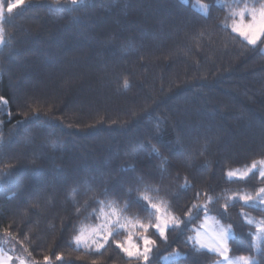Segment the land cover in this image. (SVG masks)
Masks as SVG:
<instances>
[{
  "label": "trees",
  "instance_id": "1",
  "mask_svg": "<svg viewBox=\"0 0 264 264\" xmlns=\"http://www.w3.org/2000/svg\"><path fill=\"white\" fill-rule=\"evenodd\" d=\"M3 2L0 172L11 174L0 177V248L26 264H136L114 244L77 247L74 237L109 203L154 222L136 199L147 186L178 215L207 193V212L232 225L230 256L264 264V238L256 248L241 216L264 220L259 202L221 211L225 197L260 186L224 173L264 159V36L251 45L232 32L237 0H26L10 15ZM186 180L195 188L181 189ZM194 212L170 245L158 241L153 264L219 258L193 251L187 237L205 213ZM129 230L138 242V227L113 239L127 243Z\"/></svg>",
  "mask_w": 264,
  "mask_h": 264
},
{
  "label": "snow or ice",
  "instance_id": "2",
  "mask_svg": "<svg viewBox=\"0 0 264 264\" xmlns=\"http://www.w3.org/2000/svg\"><path fill=\"white\" fill-rule=\"evenodd\" d=\"M71 2L77 3L78 0H71ZM224 2L225 0H216V3L223 4ZM25 3L26 0H7V13L9 15L12 14L14 10H16L18 7L24 6ZM206 7L208 8L210 14L212 5H207ZM228 7L230 9L231 17L234 20L235 17L238 16L241 21L245 22V17L250 16L251 19L247 23H251L260 15L262 11H264V3H260L258 7L250 6L247 0H245L242 6L237 0L234 5L229 4ZM5 19L6 17L3 0H0V24H2ZM231 30L232 32L238 33L240 36H242L232 25ZM262 36H264V32L261 33V37ZM242 37L248 41L247 36ZM261 37L259 40H261ZM10 42V40L6 39L4 28L0 26V45H4L5 43L10 44ZM248 43L253 45L251 41H248ZM256 44L257 42L254 45ZM128 86V81L125 80L124 87L127 88ZM0 103L6 104V98L0 97ZM33 117L38 119V113H33V116H29L27 119H33ZM153 151L159 154L158 149L153 148ZM254 172H258V177L252 176ZM10 174L11 170L6 169L0 172V177ZM224 175L228 179H252L254 182L258 181L260 184V186L255 189L254 193L245 192L233 194L232 197H225V203L221 206V211L225 216L228 215L227 210L230 207L228 201L237 198L244 204L258 201L261 209L264 210V159L253 161L251 166L245 171L239 173V175L235 171H226ZM180 188L187 190L189 188H195V185L190 184L186 180L183 185H180ZM149 190L150 189L146 186L145 192L141 193L136 199L143 202L142 206L145 211L149 212L150 216H154V222L142 223L140 220L133 221L122 214L123 209H120L114 206V204L109 203V211L104 212V210L101 209V214L103 215L104 219L100 225L94 228H81L79 234L74 237L76 246L88 248L91 245H95L97 249H101L104 248L105 245L114 244L116 248L119 249L130 262L135 261L136 264H153L155 254L159 252L158 241L160 243L170 245L171 241H169L168 238L169 231H178L181 227L191 223V220L195 215L194 210H203L205 213H207L209 210L207 201H211L213 199V197L208 196L207 193H204L203 195L207 197L205 203H193L187 211H184L181 215H178L175 211H169L172 205L169 204L168 201L160 200L159 202H153L154 198L147 194ZM200 195V192H196L195 198L198 199ZM131 203L132 201L129 202V206ZM241 216L249 225H255V247L259 248L260 245L258 242L261 238H264V220L256 221L252 218H249L248 215L243 212H241ZM210 222H214V226L209 227ZM137 227L141 230L139 232L138 242H133V235L130 230L127 236L131 238H125L127 243L113 239L120 230ZM191 231H193L195 235L189 236L187 239L193 242V251L198 252L200 249L207 248L209 251L214 252L220 258L217 259L214 264H256L255 259L251 256H230L232 248L230 247L229 235L230 232L233 231L231 224L225 226L220 224L219 221L215 220V217H210L205 214L204 222L199 227H192ZM174 240L175 237H173V241ZM12 259L13 258L11 256L4 253L3 249H0V264H11ZM44 259L45 261H48L49 258L46 256ZM62 259V255H57V260ZM19 264H25V260L23 258H19Z\"/></svg>",
  "mask_w": 264,
  "mask_h": 264
},
{
  "label": "clouds",
  "instance_id": "3",
  "mask_svg": "<svg viewBox=\"0 0 264 264\" xmlns=\"http://www.w3.org/2000/svg\"><path fill=\"white\" fill-rule=\"evenodd\" d=\"M261 3H264V0H262ZM231 18V13L229 12V17ZM232 26H234L242 36H247L248 41H251L254 45L256 42L259 41L261 37V33L264 32V11L260 13V15L254 19L251 23H245L239 19L237 21L236 19H232ZM125 238H131L129 236H126Z\"/></svg>",
  "mask_w": 264,
  "mask_h": 264
},
{
  "label": "rangeland",
  "instance_id": "4",
  "mask_svg": "<svg viewBox=\"0 0 264 264\" xmlns=\"http://www.w3.org/2000/svg\"><path fill=\"white\" fill-rule=\"evenodd\" d=\"M3 6H4V2H3ZM259 6V5H258ZM258 6H256V7H258ZM4 8H5V6H4ZM235 19L237 20V21H239V17L237 16V17H235ZM251 19V17L250 16H246L245 17V23H247L249 20ZM0 26H1V24H0ZM244 38V37H243ZM262 38V37H261ZM245 39V38H244ZM260 41V40H259ZM258 41V42H259ZM257 42V43H258ZM1 46V45H0ZM262 50L264 51V44H263V46H262ZM247 168H245V169H235V170H231V171H235V172H237V174L239 175V173H241V172H243V171H245ZM107 211H109V209H107V210H104V212H107ZM205 214H207L208 216H210V217H215V220H217V221H219V223L220 224H223V225H225V226H227V224H225V223H222L213 213H210V212H207V213H204V215L202 216V218L195 224V227H199L203 222H204V216H205ZM103 219H104V217H103V215L101 214L100 215V217H99V221L96 223V224H92V225H89V226H87V228H94V227H97L98 225H100L102 222H103ZM212 226H214V222H210V224H209V227H212ZM86 228V227H85ZM232 233H233V231L232 232H230V235H229V238L232 236ZM193 235H195V233H193ZM1 249V248H0ZM204 249H207V248H204ZM4 253H6L5 251H4ZM7 255H9L8 253H6ZM10 256V255H9ZM177 257H178V253H176L175 255H173V254H166V255H164L163 256V261L164 262H171V261H174V260H176L177 259ZM233 257H236V256H233ZM217 259H220V258H217ZM216 261V260H215ZM214 261V262H215ZM214 262L213 263H211V264H214ZM11 264H19V260L18 261H14L13 259H12V262H11ZM26 264V263H25Z\"/></svg>",
  "mask_w": 264,
  "mask_h": 264
}]
</instances>
